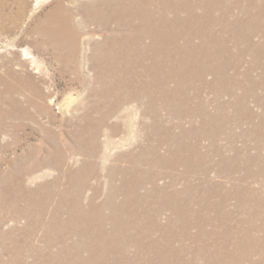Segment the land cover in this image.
<instances>
[{
  "label": "rangeland",
  "instance_id": "1",
  "mask_svg": "<svg viewBox=\"0 0 264 264\" xmlns=\"http://www.w3.org/2000/svg\"><path fill=\"white\" fill-rule=\"evenodd\" d=\"M12 1H6L7 6L4 13L17 20L14 23L10 21L5 23L6 33L0 30V77L14 85L16 92L13 98L24 107H28L26 101L30 97L37 103L42 101L33 94L32 89L35 87L42 91V96L50 95L49 100L44 101L50 107V112L40 115L32 110V113L36 119L44 122L45 126L56 133V140L45 139L37 133L36 126L28 120L24 121L25 129L18 131V141L7 134L4 137L0 136V160L2 159L0 180L4 175L17 174L16 171L22 166L23 159L35 161L46 156L45 149L51 148L52 142L55 143V141L58 145L60 144V155L64 156L67 162L79 160L81 157L74 154L76 141L73 139V133L79 124L80 117L78 116H81V108L88 103L85 100L88 92L85 91L82 83L78 82L72 73H61L60 61L54 58L52 50L43 51V49L40 50L41 48L36 50L30 45L31 36L27 30L35 24H43L44 17L54 10L59 0H45L35 13H31L34 1L27 0L25 16L21 19L18 18L20 12L18 4ZM91 1L62 0L61 2L63 6L72 10L71 17L79 20L83 13L82 5ZM220 1L227 5L230 0ZM247 1L240 0L239 3L245 4ZM252 1L255 2L256 7L264 8L263 0ZM239 9L241 8L233 7L225 13L215 9L209 11L213 19L225 15L222 18L225 22L206 25L204 35L200 37V41L204 42L207 48L209 47L207 52L213 51L210 54L214 57L212 67H215L217 58L216 51L210 43L225 45L226 52L221 53L222 58L225 59L223 63L226 62L220 75L222 80L207 73L201 83H190L188 88L176 87V92L184 89V93L189 98V104L183 105L179 100H175L170 106L156 105L153 115L150 112L144 115L145 105L143 107L136 103L124 105L121 115L110 121V124H120L118 132L109 140L110 144L108 139L105 141L108 131H103L100 137L102 153L108 155V159L97 160L98 163L101 161V167L104 170L100 169L96 178L92 177L87 181L85 195L90 196L93 188L98 187L100 196L97 202H107L115 206L119 204L121 198L119 195L111 192L113 202H108L103 197L104 194L110 192L109 188H111L108 180L112 175H109L107 170L116 164L122 165L125 170H130L131 165L120 161L119 155H130L131 161L134 159L132 156L138 155L139 151H143L142 149L153 147L151 138L155 136L150 127L154 121L158 135L161 134L165 138H176L178 144L186 146L183 150L175 152L174 157L170 155L173 159L171 161L166 147L170 146L171 149H175L176 145L172 139L170 142L168 140L164 142V146L156 149V155L162 157L161 160L154 159L151 153L142 152L140 164H134L137 165L142 178L141 185L136 191H138V196H145L146 214H151L157 224L154 230L143 231L144 227L134 221L132 223L134 229L119 232L117 236L126 243L122 248L123 264H140L138 257L139 260L140 257L144 259V264H264V57H255L251 50L256 46L259 49L264 46V33L260 32L258 36L252 34L253 29L244 25L247 24V16L244 15L242 9L241 11ZM248 10L251 14L258 12V9L251 11L249 8ZM263 20L264 18L258 20L259 24L263 22L260 24L262 26L264 25ZM87 29L89 34L85 36L88 39L94 34L92 38L98 40L105 32L95 31L92 26ZM240 32L247 37L240 36ZM24 51L30 52L33 56L32 63L26 58ZM6 65H11L14 71L23 77L29 76L32 81L10 79L3 71ZM80 76L82 79L90 80L93 79V72L83 63ZM2 88L3 86L0 85V92ZM170 90L174 95L175 91L172 88ZM141 102L145 104L144 101ZM51 118L54 120L52 121ZM40 146L43 147V151L37 152L35 149ZM103 146L106 147L103 148ZM27 156L30 157L27 158ZM184 157L189 159L187 163L181 160ZM251 158L256 160H251ZM61 171L43 168L34 174L36 178L34 181H28V183L26 181V187L34 191L43 184H52L57 177H60L58 188L53 189L55 193H59L66 186L69 187ZM112 177L117 184L118 176L113 175ZM152 178L158 190H161L163 194L175 193L176 195L169 197L170 199L167 196L165 199V195L157 194L152 189ZM1 182L2 180L0 185ZM197 188L195 192L194 189ZM205 189L216 191L217 194L210 197L209 203L218 207V210L216 209L218 214L216 215V212L213 213L214 211L211 210L201 211L208 221H211L210 223H204L202 229L187 226L183 228V219L177 215L175 207H183L187 219H191L192 214L189 215V213L192 210L200 213L193 199L201 196ZM189 191L193 196L190 197ZM56 194L55 199L52 198L47 205L46 213L42 218L44 221L41 223L36 221V216L33 214L35 209L30 207L29 202H17L14 208L7 206L5 209L0 205V264H40L41 259L56 252V247L53 250H47L43 243L44 236H46L44 227L51 221L53 223L54 217L57 216L62 222L69 219L65 213L60 215L56 213L58 206ZM220 196L221 201H219ZM69 200V198L66 199V201ZM248 211L252 212L253 216H249ZM223 215H226V219L219 222L216 216L222 217ZM122 220L131 222L132 218L123 216ZM221 223H223V228ZM104 227L108 232L111 231L109 222L104 223ZM217 227L220 228L216 229ZM29 232L30 234H26ZM60 235L65 239L70 238L69 242L74 237L66 230H63ZM142 236L151 237L154 240L162 239L164 249L160 247L152 251H143L130 244L129 239ZM23 244L24 246L21 247L20 245ZM167 244L171 246L166 247ZM31 250H35L39 257L34 256ZM172 250L177 254H173ZM161 251L170 253L166 255L168 258L166 262H162L164 258L159 256ZM83 254L86 253L83 252Z\"/></svg>",
  "mask_w": 264,
  "mask_h": 264
},
{
  "label": "bare ground",
  "instance_id": "2",
  "mask_svg": "<svg viewBox=\"0 0 264 264\" xmlns=\"http://www.w3.org/2000/svg\"><path fill=\"white\" fill-rule=\"evenodd\" d=\"M6 1L0 0V30L4 33L7 30L5 23L8 21L14 23L17 20L13 16L4 13L7 6ZM13 1L19 7L18 18H24L27 0ZM33 1L34 7L31 13H35L45 0ZM61 1L59 0L54 10L44 17L43 24L28 26L29 30L27 32L31 36L30 45L33 48L36 50L41 48L40 50L43 49V51L52 50L54 58L60 61L61 73L74 74L76 80L81 82L85 91L88 92L87 99H85L88 103L84 104V107L82 106L81 116H78L80 117L79 124L73 133V139L76 141L74 154L81 158L76 162H67L64 156L61 157L60 155V144L58 145L56 141L55 143L52 142L51 148H44L46 156L43 158L35 161L23 159L26 162L22 161L23 164L17 169V174L6 176L3 174L4 177H2V184L0 185V205L5 209L7 206L14 208L17 202H29L30 207L33 210L35 209L32 210L34 212L32 213L35 214L36 221L41 223V221H44L42 218L46 213L47 205L58 193H55L53 189L58 188L60 177H57L52 184H43L34 191L27 189L26 181L27 183L28 181H34L36 179L34 174L43 168L62 170L61 173L64 174L69 187L66 186L65 189L56 194L58 199L56 213L58 215L65 213L69 219L62 222L56 216L53 223L51 221L49 225L44 227L46 230V236L43 239L44 247L47 250H53L56 247L57 250L55 253L52 252V254L50 253V255L41 259L40 264H123L121 260L122 248L125 247L126 243L117 236L119 232H124L125 229H134L132 225L134 221L145 228H143V231L147 229L154 230L153 228L157 224L151 214H146L145 196H138V191H136L142 180L141 173L136 167L142 159L143 155L141 153H151L154 159L161 160L162 157L156 155V149L159 146H164V142L168 140L170 142L172 139L174 145H176L175 149H171L170 146L166 147L169 157L175 155V152L183 150L186 146L178 144L176 138H165L161 134L158 135L154 121L150 127L153 136H155V138H151L153 147L142 149L143 151H139L138 155L132 156L134 159H131V161L130 155H119L120 161L131 165L130 170H125L122 165L118 164L107 170L109 175L118 176V182L116 184L112 176L110 177L111 180L108 178L111 185L110 192L104 194L103 197L106 201L113 202L111 192H115L121 197L119 204L115 206V204L111 205L107 202L98 203L97 199L100 196L98 187L93 188L94 190L90 196L85 194L87 181L92 177L96 178L98 172L103 169L101 161L98 163L97 160L100 158L103 160L108 159V155L102 153L101 149L100 137L103 131H108L105 141L108 139L110 144L109 140L118 132L120 127V124H110V121L121 115V109L124 105L132 103L140 104L142 107L145 105L144 115L149 112L153 115L156 105L170 106L175 100H179L183 105L189 104V98L184 93V89L176 92V87L188 88L190 83H201L207 73L222 80L223 78L220 75L226 62L223 63L225 59L222 58L221 53L226 52L225 45L223 43H210L216 51L217 58L215 67H212L211 64H214L212 58L214 57L210 54L213 51L209 50V53L207 52L209 47L207 48V45L200 41V37L204 35L206 25L224 23L225 21L223 22L222 18L225 15L221 14L223 17L213 19L211 13L208 12L215 9L218 12L225 13L233 7L241 8L244 15L247 16V24L244 25L252 28V34L258 36V33H264V25H260L263 22L258 23L259 19L264 18V8L256 7L255 2L253 3L252 0H248L245 4H240V0H234L235 2L230 0L227 5L225 2L221 3L220 0H92L82 5V17L75 20L71 17L72 10L63 6ZM262 4L264 5V0ZM249 8L251 11L258 9V12L251 14ZM90 26L95 31H105L100 39L94 40L92 38L94 34L89 36L91 37L89 39L85 36L89 34L87 28ZM262 28L263 31H261ZM239 35L247 37L243 32H240ZM251 50L255 57H264V46L260 49L256 46ZM24 52L26 58L30 59L32 63L33 56L30 52ZM83 63L93 72V79L85 80L81 78L80 72ZM17 66L21 67L20 65ZM3 71L12 80L26 79L29 82L32 81H30L29 76L23 77L16 73L11 65H6ZM0 85L3 86L0 92V136L4 137L7 134L18 141V131L25 129L26 124L24 121L28 120L36 126L37 133L44 136L45 139L56 140V133L45 126L44 122L42 123V121L36 119L32 113V110H34L40 115L48 114L50 107L44 101L49 100L50 95L42 96V91L35 87L32 89L33 94L42 101L37 103L30 97L26 101L28 107H24L18 100L13 98L16 88L12 83L0 77ZM171 88L176 94H172ZM141 101H144L145 104ZM48 103L50 104L51 101ZM154 117L156 118V116ZM51 119L54 120V118ZM35 150L37 152L43 151V147L40 146ZM29 157L27 156V158ZM254 159L251 158V160ZM181 160L187 163L189 159L184 157ZM151 183L152 189L157 194H163L161 190H158L159 188L155 185L153 178ZM198 188L194 191L196 192ZM188 193L190 195L191 191ZM216 194L214 189H205L199 196L201 198L193 199V203H197L200 213L192 210V213H189V215L192 214L191 219H187L183 207H175L177 215L183 219V228L187 226L202 229L204 223L211 222L201 211L208 212L211 210L214 211L213 213L216 212V215L218 214V207L209 203L210 197ZM163 195L167 199V196L171 198L176 194L165 193ZM67 198L70 200L66 201ZM219 201H221V196ZM249 213V216H253L252 212L248 211ZM123 216L130 217L133 221L124 222L122 220ZM216 218H219V222H222L226 219V215L216 216ZM106 222H109L111 226L110 232L104 227ZM223 223H221L222 228ZM218 228L220 227L216 229ZM63 230L74 235L70 242V238L65 239L64 236L60 235ZM26 234H30V232ZM129 240L132 246L143 251H152L162 247V239L154 240L151 237L142 236L132 237ZM20 246L23 247L24 244ZM170 246L167 244L166 247ZM162 249L164 248L162 247ZM31 252L34 256L39 257L35 250H31ZM83 252L86 254L84 255ZM168 253L164 251L159 253V256L164 258L162 262L168 260L166 257ZM175 253L173 252V254ZM137 259L140 264H144L143 258L140 257L139 260L138 257Z\"/></svg>",
  "mask_w": 264,
  "mask_h": 264
}]
</instances>
